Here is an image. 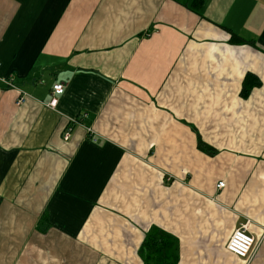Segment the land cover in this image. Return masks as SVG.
Wrapping results in <instances>:
<instances>
[{
  "label": "crops",
  "instance_id": "crops-1",
  "mask_svg": "<svg viewBox=\"0 0 264 264\" xmlns=\"http://www.w3.org/2000/svg\"><path fill=\"white\" fill-rule=\"evenodd\" d=\"M155 227L264 264V0H0V264H144Z\"/></svg>",
  "mask_w": 264,
  "mask_h": 264
},
{
  "label": "trees",
  "instance_id": "trees-1",
  "mask_svg": "<svg viewBox=\"0 0 264 264\" xmlns=\"http://www.w3.org/2000/svg\"><path fill=\"white\" fill-rule=\"evenodd\" d=\"M231 40L238 43L244 41L235 34H233ZM243 84L242 95L247 97L253 87L260 85L261 81L251 73H248L244 78ZM199 146L205 149L206 152L215 153V150L204 144L202 140ZM139 252L144 264H180L178 239L158 227L153 228L146 234Z\"/></svg>",
  "mask_w": 264,
  "mask_h": 264
},
{
  "label": "built area",
  "instance_id": "built-area-1",
  "mask_svg": "<svg viewBox=\"0 0 264 264\" xmlns=\"http://www.w3.org/2000/svg\"><path fill=\"white\" fill-rule=\"evenodd\" d=\"M3 82L8 86H13L10 78H2ZM65 84L62 82L55 83L53 86V95L49 102L50 107L55 108L59 102V95L64 93ZM28 94L21 92L16 100V105L21 106L27 100ZM73 127L69 126L64 133V139L69 140L72 137ZM219 187L225 186V182H219ZM256 244L255 237L248 231V223L241 224L232 233L230 239L227 242V249L236 254L239 257H248Z\"/></svg>",
  "mask_w": 264,
  "mask_h": 264
}]
</instances>
